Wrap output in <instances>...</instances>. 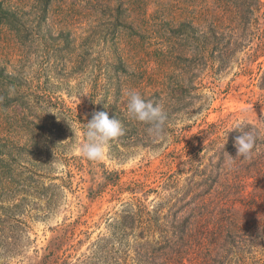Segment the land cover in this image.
I'll list each match as a JSON object with an SVG mask.
<instances>
[{"label":"rangeland","instance_id":"rangeland-1","mask_svg":"<svg viewBox=\"0 0 264 264\" xmlns=\"http://www.w3.org/2000/svg\"><path fill=\"white\" fill-rule=\"evenodd\" d=\"M64 1L55 0L48 19L43 18L36 27L32 0H9L16 8L15 22L10 28L0 21V65L10 70L17 67L24 72L27 85L32 82L35 90L40 86L64 100L75 110V120L78 116L91 120L96 111H105L112 118L117 92L106 76L114 65H121L122 58L127 71L121 75L125 85L116 104L125 111L123 120L117 118L124 134L108 144L104 159L99 161L106 170L119 173V183L109 185L97 198H89L91 167L80 152L85 142L81 125L78 121H60L63 116L47 107L41 134L42 158L50 152L48 147L55 138L58 148L50 147L54 160L50 172L62 188L50 190L48 197L30 199L38 205L24 211L27 227L22 234H0V264L35 263L54 235L53 228L66 224H73V237L61 256L69 264H138L133 246L139 242L135 234L140 230L126 231L121 224L124 211L131 208L127 206L138 211L142 209L138 205H146L154 215L164 204L167 212L190 176L182 163L197 146L192 135L212 123H223L230 130L237 123L256 124L264 119V56L250 64V51H239L228 57L227 66L215 72L201 60L193 74L190 32L186 28L185 34H172L169 20L188 22L196 10L199 30L204 33L209 20L205 0H199L197 7L191 0H153L156 5L152 4L149 12L155 33L139 43H133L120 24H99V19L90 23L78 5L69 1L65 6ZM249 5L248 0L245 6ZM67 14L74 15L70 27H65ZM252 23L247 30H237L238 43L254 46L260 42L264 26L256 20ZM103 30H107L106 43L97 39ZM193 83L198 97L190 94ZM133 90L145 99L156 98L168 110L179 108L178 114L173 113L164 140L155 139L148 125L129 115L127 93ZM60 124L65 133L60 132L58 139ZM200 156H204L202 152ZM200 161L206 162L202 159L196 163Z\"/></svg>","mask_w":264,"mask_h":264},{"label":"trees","instance_id":"trees-1","mask_svg":"<svg viewBox=\"0 0 264 264\" xmlns=\"http://www.w3.org/2000/svg\"><path fill=\"white\" fill-rule=\"evenodd\" d=\"M69 1L78 5L90 23L99 19V24H120L133 43L155 33L149 12L151 5H156L153 0H65V6ZM246 1L205 0L206 20H209L204 33L199 30L197 21L200 18L196 10L188 22L169 20L168 29L172 34H185L186 28L190 32L188 36L194 43L191 48L193 74L197 73L201 60L215 72L227 66L228 57L239 51H250L247 55L250 64L264 56V28L260 42L254 46L237 42V30L249 29L252 20L264 26V13H261L264 1L249 0L250 5L245 6ZM191 2L197 7L199 0ZM54 4L55 0H32L36 27L43 18L48 19ZM15 13L16 8L9 0H0V21L4 26L14 27ZM73 21L74 15L67 14L64 26L70 27ZM106 31L97 36L100 43L107 42ZM120 59L121 65H114L105 76L117 92L111 115L123 120L125 111L116 101L124 88L121 75L127 68ZM184 61L187 62V58ZM25 77L17 67L10 70L8 66L0 65V234H22L27 227L24 211L38 205L30 199L48 197L50 190L62 188L55 178H51L50 172V165L54 163L50 147L58 148L55 138L48 147L50 152L42 158L41 134L47 107L63 116H58L60 121L66 120L68 124L78 121L83 132L89 121L83 116L75 120V110L64 100L39 89L40 86L35 90L32 82L30 85L25 83ZM262 82L263 86L264 76ZM196 89L194 83L188 89L194 97H198L194 92ZM151 101L160 105L167 117L166 128L171 127L173 113L178 114L179 108L174 106L173 110H168L156 98ZM10 108L12 111L8 112ZM243 124V130L253 132L257 138L250 159L236 156L234 142L242 134L239 129L229 131L223 123L208 124L191 136L197 146L182 163L183 168L190 170V176L169 210L164 212L162 204L153 215L146 205H138L142 208L138 211H133L132 208H136L132 205L127 206L131 208L124 211L121 224L126 231L140 230V234H135L139 242L133 246L138 264H264V119L256 124ZM59 126L58 139L60 132L65 133L62 124ZM221 130L222 135L219 134ZM49 131L53 132L52 129ZM209 138L211 140L207 141ZM205 140L207 143L202 145ZM201 152L204 156H200ZM202 159L206 162L196 163ZM89 164L90 199L97 198L109 185H118L117 171L106 170L99 161L89 160ZM99 166L102 167L100 170ZM144 214L149 218L145 219ZM71 225L53 228L54 235L33 264L70 263L61 252L73 237ZM149 232L152 234H147ZM157 233L160 234L157 236Z\"/></svg>","mask_w":264,"mask_h":264},{"label":"clouds","instance_id":"clouds-1","mask_svg":"<svg viewBox=\"0 0 264 264\" xmlns=\"http://www.w3.org/2000/svg\"><path fill=\"white\" fill-rule=\"evenodd\" d=\"M127 108L129 115L135 120L148 125V132L157 140L166 138V115L159 104L146 100L136 91L127 93ZM245 125L237 123L233 129H239L241 135L235 138L237 157L250 159L256 144V136L251 131H244ZM74 133L75 129L71 126ZM229 130V131H230ZM124 134V129L119 120L105 111H96L91 120L87 122L84 131L85 142L80 147V152L90 161H102L105 157L108 144Z\"/></svg>","mask_w":264,"mask_h":264}]
</instances>
